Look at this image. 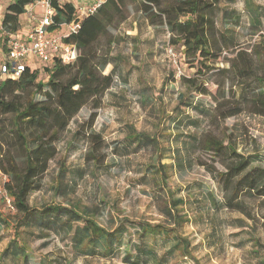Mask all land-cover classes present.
I'll use <instances>...</instances> for the list:
<instances>
[{"label": "rangeland", "instance_id": "1", "mask_svg": "<svg viewBox=\"0 0 264 264\" xmlns=\"http://www.w3.org/2000/svg\"><path fill=\"white\" fill-rule=\"evenodd\" d=\"M12 1L1 0L3 9ZM220 7L234 11L229 19L220 13L217 23L237 45L251 48L264 42V0H222ZM55 30L63 36L70 32L66 24ZM111 33V63L105 73L113 71L115 80L103 97L93 126L104 145L91 143L87 130L91 106H85L61 133L57 154L39 178L40 188L30 195V205L78 204L92 212L100 225L109 227L124 218L165 223L171 199L157 182L155 168L169 165V186L174 197L183 200L180 207L188 218L180 234L190 240L192 257L177 251L168 256L166 264H264V195H242L237 207L228 205V192L217 177L224 166L202 143L210 134L229 135L236 140L237 150L251 158L250 169L264 168V116L245 106L224 120L209 98L190 92L188 77L197 78V83L206 80L214 92L215 83L226 80L227 75L217 67L226 63L211 70L202 67V72L196 73V68L185 62L183 47L171 42V32L161 20L153 24L145 13L130 8L128 18ZM40 79L47 80L43 72ZM227 81V95L235 102L240 91L236 85L230 90L231 81ZM180 93L196 107L183 105L178 110ZM0 119L7 132L11 116ZM133 133L156 141L132 140ZM94 146L104 154V161L88 158ZM10 151L16 152L0 137V153L6 156ZM4 179L0 170V217L9 224H0V264H126L123 252L110 257L75 255L69 241L56 232L38 238L34 228L17 231L15 213L1 200ZM14 240L27 245L28 263L23 257L3 254ZM158 251L164 250L158 247Z\"/></svg>", "mask_w": 264, "mask_h": 264}, {"label": "trees", "instance_id": "2", "mask_svg": "<svg viewBox=\"0 0 264 264\" xmlns=\"http://www.w3.org/2000/svg\"><path fill=\"white\" fill-rule=\"evenodd\" d=\"M221 1L107 0L96 13L84 17L76 32L65 38V42L75 50V57L70 62L63 63L60 57L53 55L48 62L26 65L17 78H0V118L11 116L7 132L4 124L0 126V137L6 138L8 145L16 151H10L6 156L0 153V170L6 176L1 191L10 198L9 207L15 213L17 231L29 232L34 228L39 232L38 238L49 237L56 232L69 241L75 255L110 257L123 252L122 260L126 264H166L168 256L177 251L192 257L190 240L180 234V228L188 218L180 207L183 200L175 198L169 186V165L159 164L155 168L159 178L157 182L171 199L166 207L165 223L124 218L111 227L102 226L92 212L80 209L78 204L65 206L53 203L35 207L30 205L29 198L40 188L39 178L57 154L56 142L61 133L85 106H91L87 124L91 143L103 147L105 141L93 126L103 97L115 80L113 71L105 73V68L111 63L109 48L114 42L111 29L128 18L130 8L145 13L153 24L160 20L161 24H166L172 35L171 42L183 47L185 62L196 68V73H201L202 67L211 70L216 64L226 63L224 67H217L227 75L226 80L215 83L214 92L206 86V80L197 83L195 77L185 79L187 89L195 91L196 96L209 98L214 111L222 119L236 116L245 106H249L254 114L264 116V42L260 41L251 48L244 47L221 31L217 23L219 14L229 19L234 13L222 10ZM31 2L13 0L4 9L0 46L5 48L10 34L20 31ZM53 3L57 9L56 25L72 20L76 12L75 3L57 0ZM102 41L105 42L100 46ZM42 72L47 80L40 79ZM227 79L231 81L230 90L236 85L240 91L235 102H231L227 95ZM37 95L42 98L37 99ZM186 98L185 93L179 94L178 110L183 105L196 107L187 103ZM130 138L141 142L147 139L156 141L136 133ZM202 143L224 166L225 170L218 171L217 177L228 192V205L237 207L242 195H264V168L250 169L251 158L237 150L236 140L229 135L221 138L210 134L203 138ZM88 158L96 163L105 160L104 154L98 153L95 146L89 151ZM1 200L7 204L3 196ZM2 222L7 223L4 217H0V224ZM16 242L10 241L3 254L23 257L28 263L27 245ZM158 247L164 250L163 253H159Z\"/></svg>", "mask_w": 264, "mask_h": 264}, {"label": "built area", "instance_id": "3", "mask_svg": "<svg viewBox=\"0 0 264 264\" xmlns=\"http://www.w3.org/2000/svg\"><path fill=\"white\" fill-rule=\"evenodd\" d=\"M60 3L73 2L76 12L71 21L61 22L56 25L55 14L57 9L53 0H32L27 6L23 20H29L31 26L24 38H20L19 32L10 34L6 47L0 46V78H17L25 70L29 63V57L33 56L37 62H48L53 55L61 58L63 63L70 62L75 57L74 47L65 42L72 32H76L82 24L85 16L92 15L107 0H57ZM5 9V8H4ZM4 9L0 0V36L4 31ZM23 23V22H22ZM66 24L69 34L63 36L55 29ZM22 29V28H21ZM7 204L11 207L10 198L4 193Z\"/></svg>", "mask_w": 264, "mask_h": 264}, {"label": "crops", "instance_id": "4", "mask_svg": "<svg viewBox=\"0 0 264 264\" xmlns=\"http://www.w3.org/2000/svg\"><path fill=\"white\" fill-rule=\"evenodd\" d=\"M23 22L24 23H22V29H21V31L19 33L20 38H24L26 36V34H27V32H28V30H29V28L31 26V23L29 22V20L28 21L27 20H23ZM32 62L35 63L36 65H38V63H39V62H37V59H35V57L30 56L29 57V63L31 64Z\"/></svg>", "mask_w": 264, "mask_h": 264}]
</instances>
